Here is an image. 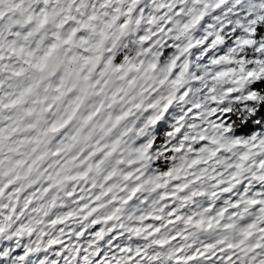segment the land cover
Masks as SVG:
<instances>
[{"label":"snow or ice","instance_id":"1","mask_svg":"<svg viewBox=\"0 0 264 264\" xmlns=\"http://www.w3.org/2000/svg\"><path fill=\"white\" fill-rule=\"evenodd\" d=\"M0 264H264V0H0Z\"/></svg>","mask_w":264,"mask_h":264}]
</instances>
